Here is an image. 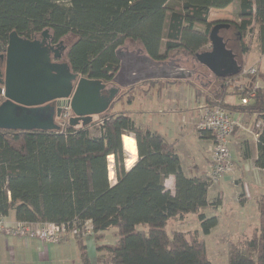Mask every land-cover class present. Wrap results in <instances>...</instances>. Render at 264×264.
<instances>
[{
    "label": "trees",
    "instance_id": "1",
    "mask_svg": "<svg viewBox=\"0 0 264 264\" xmlns=\"http://www.w3.org/2000/svg\"><path fill=\"white\" fill-rule=\"evenodd\" d=\"M235 1L239 2L236 20L210 21L211 9L226 8ZM220 21L231 24L223 29L228 35L224 36L239 41L242 55L251 49L246 45L249 35L257 37L264 54V0H0V52L13 31L32 39L48 29L55 40L70 43L65 57L73 72L111 83L120 67L116 52L125 45L156 60L184 55L197 61V53L211 48L209 34ZM233 30L237 39L229 37ZM240 61L239 74L215 76L220 84L208 92L200 90L192 78L139 84L149 83L145 90L149 92L153 86L161 91L186 82L194 87L196 98L203 97L209 105L218 103L255 115L253 132L259 133L255 164L264 169V69L259 74L243 73L245 57ZM242 76L251 80L233 92L240 102H226L230 92L226 81ZM258 76L261 86H257ZM138 86L127 87L122 98L134 90L127 100L131 103ZM242 97L249 101L243 103ZM4 99L0 95V104ZM259 121L261 126L256 125ZM96 124L99 133L94 135L90 127ZM127 135L134 137L138 150L129 170L125 166ZM111 155L114 184L109 178ZM244 156H251L249 145ZM170 175L176 178L175 193L165 185ZM209 188L208 175L185 174L174 143L157 131L137 126L126 112L109 108L98 121L81 128L69 122L52 130L0 128V216L14 212L17 221L54 222L66 225L68 232L90 219L94 234L75 238L93 236L98 241L97 259H91L80 240L82 264H214L206 239L200 237L218 224L216 215L205 212L218 204L208 200ZM258 206L260 227L241 245H231L229 264H264V196ZM190 213H199L200 231H168L171 220H183ZM111 228L118 236L114 245L103 242L104 232Z\"/></svg>",
    "mask_w": 264,
    "mask_h": 264
},
{
    "label": "crops",
    "instance_id": "2",
    "mask_svg": "<svg viewBox=\"0 0 264 264\" xmlns=\"http://www.w3.org/2000/svg\"><path fill=\"white\" fill-rule=\"evenodd\" d=\"M231 8H235L236 11L239 8V2L235 1L226 8L211 9L210 21L227 19ZM122 49H129L134 52L138 50L142 51L141 49H132L129 45H125ZM261 55L264 58V54L261 53ZM263 69L264 65L261 71ZM144 85H142V90L137 92L131 102V105L136 101L139 102L138 108L135 111L138 113L136 116L139 117V120H135L136 116L134 117V115L130 114L132 110L120 108L121 111L129 113L137 126L143 129H149L152 132L157 131L169 142L174 143L181 158L182 168L188 177L209 175L212 162L210 149L213 140L211 136H200L196 132V123L199 119L204 99L196 98L194 87L186 82L170 84L168 87L161 89V91L157 89V86H153L149 92H145ZM261 85H263V81L258 78L257 86ZM123 98L125 99V97ZM123 98L120 101H123ZM226 102L230 101L226 100ZM237 102H240V100ZM192 109H194V115ZM114 112H118V110ZM230 112L234 118L241 121V125L233 134L230 143L234 170L226 173L218 184L209 188L208 200L211 203L219 204L206 207L205 212L208 216H218L216 212H213L215 211L213 209H220L224 214L225 211L223 208H226L228 204L225 188L231 186L232 193L235 191L234 194L237 198V200H233L236 203L239 202L240 206V210L235 209L238 212L237 215L228 217V226L232 227L238 222H244L248 225L249 221L245 211L249 210L248 203L254 198L256 199V213L258 217L260 216L258 200L264 196V169L257 167L255 164L258 156V140L253 134V124L256 121L255 115L236 110H230ZM184 145L189 147L191 151L190 157L186 161H184L182 154V151L185 150ZM247 145H249L251 151L250 158L244 156V150ZM235 155H237L239 162L234 159ZM127 159L128 156L125 160V166L129 170L130 168L126 164ZM112 173L114 179L111 182L114 184L117 180L114 168ZM252 180L259 185L256 187L255 192L254 185L250 183ZM165 185L172 193H175V176L170 175L166 179ZM239 185L244 189L241 193L238 189H234L236 186L239 187ZM242 194H244L243 203H246L245 206L240 202V195L242 196ZM226 215L227 213H225ZM225 216L222 215V217H219L218 225H222ZM6 217L11 223L17 221L14 212H10ZM259 226L260 223L256 227L251 228L249 232L248 230L242 231L238 235L250 238L255 231H258L255 229H259ZM80 240L86 246L88 255L95 261L97 259L98 241L93 236L78 239L67 235L58 243H45L38 238H22L0 234V264H82Z\"/></svg>",
    "mask_w": 264,
    "mask_h": 264
},
{
    "label": "water",
    "instance_id": "3",
    "mask_svg": "<svg viewBox=\"0 0 264 264\" xmlns=\"http://www.w3.org/2000/svg\"><path fill=\"white\" fill-rule=\"evenodd\" d=\"M230 27L231 24L224 21L214 24L209 34L211 48L196 55L197 61L216 77L235 76L243 68L239 55L228 47V41L220 34L222 29ZM48 32L46 29L41 34L47 35ZM116 53L120 67L113 85L108 87L103 80L73 72L66 59L53 62L50 48L37 38L11 32L6 53L1 54L6 56V67L4 73L0 71V95L5 97L0 104V128L59 129L52 116L42 119L33 108L53 100L62 101L59 115L62 106H70L74 113L68 120L70 125L85 127L113 105L122 88L147 80L189 79L195 75L194 69L181 66L175 59L156 60L140 50L134 52L122 48Z\"/></svg>",
    "mask_w": 264,
    "mask_h": 264
},
{
    "label": "rangeland",
    "instance_id": "4",
    "mask_svg": "<svg viewBox=\"0 0 264 264\" xmlns=\"http://www.w3.org/2000/svg\"><path fill=\"white\" fill-rule=\"evenodd\" d=\"M228 16L229 17L225 20H236L237 19L235 8L234 9L231 8L230 12L228 13ZM220 34L223 37H225L224 34L226 35V33L223 31V29L220 32ZM226 36H228V35H226ZM230 36L231 37L234 36L237 39V35H235V30L232 31V33L229 35V37ZM225 39L228 41V47L229 48H232L234 51L239 52L238 55L241 59L245 57L246 67H256L257 68L256 74H259L261 69H262V66L264 65V58L261 55V52L259 49V44L257 41V37L254 35H249L246 37V45L249 44L251 46V49L247 55L241 54V45L239 44V41L237 44V42L233 39L228 40L227 37H225ZM68 44H70V43H67V45ZM175 60L178 61L181 64V66H184L188 69H194L195 70V75H194V77H192V79H194V81L197 82V86L199 88H201L200 90L207 91L208 89L215 88L217 86V84H220V81L216 79V77L211 73V71L206 66L202 65L200 62L196 61L195 59L187 58L184 55H179L177 58H175ZM258 78L261 79L260 76H258ZM250 80H251V77H249V76H242V77H238V78L236 77V78L232 79L230 81V86L228 89L230 92L227 95L226 100H228L230 102L239 101L240 100L239 95L236 93H233V92L240 91L244 87L245 84H248L250 82ZM144 86H145L144 87L145 89H148L151 85L149 83H147ZM140 87H141V85H139L137 88L139 91L142 90V88H140ZM123 90L126 91V88L125 89L123 88ZM133 91L134 90H132V92L130 91V94H132ZM130 94L126 95L125 99L123 98L124 99L123 101L117 102L113 107H110L111 111L112 110L113 111H117V110L121 111V109L132 110V112L130 114L134 115V117H135L138 114L135 111L138 108L139 102L136 101L132 105L129 102L127 103L126 101L128 100ZM201 98H203V97H201ZM207 104L208 103H206V101L204 99V103L201 106V112L199 114V119H200V116L202 115V112H203L202 111L203 106L207 105ZM193 110L194 109H192V113H193ZM193 115H194V113H193ZM100 118H101V114L98 115L95 119H97L96 121H98ZM63 119L64 118L57 120L58 123L61 124ZM199 119H198V121H199ZM135 120H139V117L136 116ZM198 121L196 123L197 134H199L200 136L209 135L205 131H204L205 132L204 135L202 133L201 134L199 133V130L197 128ZM254 124H255V122H254ZM254 124H253V126H254ZM90 128H91V131L94 135L99 133V128H98L97 124L92 125ZM253 134L255 136V132H253ZM127 141L128 142L126 143V150L125 151H126V154L128 156L129 147L132 144H135V139L133 136L127 135ZM184 146H185V150L182 151L183 152L182 154H183L184 161H186V159L190 157L191 151L189 150V147H187L186 145H184ZM210 152H211V149H210ZM211 156H212V153H211ZM137 158L138 157H135L134 161ZM234 159L237 162H239L237 155L234 156ZM113 168H114V166H113ZM113 168L111 169V167L109 166V178L112 181L114 179L113 173H112ZM233 170H234V166L231 168V171H233ZM231 171H228L227 173H229ZM224 175H222L220 177V179H218V182L216 184H218L220 182V180L223 178ZM250 183H251V185H254V192H255L256 187L259 186L258 183L254 182V180L250 181ZM216 184H214V185H216ZM234 189H238L240 191V193L242 191H244V189L242 188L241 185H239V187L236 186ZM225 192H226L228 204H227V207L223 208V209H224L225 213H227V215L225 216V213L223 214L220 211V209L219 210L213 209V210H215L213 212H216L218 215L217 216L218 221H219L220 216L221 217H222V215L225 216V218H223L222 225L220 226V224L219 225L217 224V226L214 227L212 229V231L207 235H203L202 233H200V237H204L207 241L208 256L214 264H229L228 253H229V249H230L231 245H233V244L234 245L235 244L241 245L243 242L246 241V239H249V237L246 238V236H242V235H238V234L240 232L246 231V230H248V232H249V230L251 228L256 227L258 225V223H260V216L258 217V215L256 213V207H255L256 199L254 198V199L250 200L248 203V209L249 210L245 211L246 216L248 217V221H249L248 225L244 222L243 223L238 222L235 225H233L232 227L231 226L229 227L228 226L229 225L228 224V221H229L228 217H231L232 215H237L238 212L236 210H240V208H239L240 206H239V202L236 203L234 201V200H237V198L234 194L235 191H233L234 193H232L231 186L226 187ZM243 196H244V194H242V196L240 195V202H242V203L244 202ZM245 204L246 203H243L244 206H245ZM243 205H241V206H243ZM216 213H214V214H216ZM197 215L198 214H196V213H191L190 215L186 216V218L183 220L178 219V218L173 219L170 221V223L167 225L166 228L168 229L169 232H173L174 230H183V231H186L187 233H190V231L192 232V231H195L197 229L200 231L201 225H200V221H199ZM245 225H247V226H245ZM142 226L143 225H140L139 227H142ZM255 230H258V229L256 228ZM115 231H116L115 228H111L109 230H106L104 232L103 242H107V243L113 244V245L116 244L118 241V236H116ZM68 235L72 236L73 234L68 233Z\"/></svg>",
    "mask_w": 264,
    "mask_h": 264
},
{
    "label": "built area",
    "instance_id": "5",
    "mask_svg": "<svg viewBox=\"0 0 264 264\" xmlns=\"http://www.w3.org/2000/svg\"><path fill=\"white\" fill-rule=\"evenodd\" d=\"M257 72L256 67H246L243 73L254 74ZM231 79L226 81L230 85ZM254 93H251V97ZM241 101L247 103L249 97H242ZM202 115L198 121L199 133L205 134L207 132L213 140L211 147V171L209 173L210 187L218 182V179L234 166L231 156V138L236 132L237 128L241 125V121L234 118L229 109L216 103L214 105H204L202 108ZM70 106L64 107L63 118L68 120L72 114ZM261 126V122L256 123ZM205 131V132H204ZM259 133L255 132L256 138ZM109 166L111 169L114 166L113 155L109 156ZM68 233L73 234V237L91 236L94 234V227L90 219L82 223L81 226L75 227L72 231L68 232L66 225H60L54 222H29V221H16L11 223L6 216H0V234H7L22 238H38L45 243H58L62 241Z\"/></svg>",
    "mask_w": 264,
    "mask_h": 264
},
{
    "label": "flooded vegetation",
    "instance_id": "6",
    "mask_svg": "<svg viewBox=\"0 0 264 264\" xmlns=\"http://www.w3.org/2000/svg\"><path fill=\"white\" fill-rule=\"evenodd\" d=\"M225 35V34H224ZM34 38H37L38 40H40L41 42H43L44 45L48 46L50 48V52H51V57H52V61L53 62H62L66 59V48H67V40L64 39H60V40H55L54 35L49 31L47 35H42L41 33L36 35ZM32 38V39H34ZM237 46V45H236ZM65 47V49H64ZM237 54H239L238 51H234ZM6 53V49L2 52H0V71L2 73L5 72V67H6V56H4ZM1 54H4L3 56ZM1 77V76H0ZM108 87L113 85V83H108ZM140 85V84H137ZM136 85V86H137ZM125 89V88H124ZM123 88L120 89L119 94L117 95L116 99L114 100L113 104H116L118 101H120L122 99V93H123ZM5 100V99H4ZM62 105V101L61 100H53L51 102H48L45 105H41V106H36L33 107L35 108V113L40 115V117L42 119H47L49 118V116H52L54 118V122L61 126L62 123L64 122H68V120L63 119L62 123H58L57 120L63 118V111H64V106H62L63 110L61 112V114H58V109L61 108ZM42 106H47V108H41ZM114 106V105H113ZM27 113H31V110H27ZM74 115V113L71 114L70 117H72Z\"/></svg>",
    "mask_w": 264,
    "mask_h": 264
},
{
    "label": "bare ground",
    "instance_id": "7",
    "mask_svg": "<svg viewBox=\"0 0 264 264\" xmlns=\"http://www.w3.org/2000/svg\"><path fill=\"white\" fill-rule=\"evenodd\" d=\"M138 156V150L135 144H132L129 147V151H128V159H127V167L131 168L134 164V158Z\"/></svg>",
    "mask_w": 264,
    "mask_h": 264
}]
</instances>
